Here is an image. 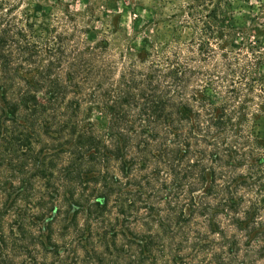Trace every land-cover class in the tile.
Returning a JSON list of instances; mask_svg holds the SVG:
<instances>
[{"label": "trees", "instance_id": "1", "mask_svg": "<svg viewBox=\"0 0 264 264\" xmlns=\"http://www.w3.org/2000/svg\"><path fill=\"white\" fill-rule=\"evenodd\" d=\"M34 9L0 0V264H264L258 46Z\"/></svg>", "mask_w": 264, "mask_h": 264}, {"label": "rangeland", "instance_id": "2", "mask_svg": "<svg viewBox=\"0 0 264 264\" xmlns=\"http://www.w3.org/2000/svg\"><path fill=\"white\" fill-rule=\"evenodd\" d=\"M38 14H57L68 5L88 14L93 30L112 29L118 55L200 37L206 16L219 20L229 46L257 45L264 56V0H27ZM94 34V33H93ZM92 38V34L86 36ZM261 132L264 135V122Z\"/></svg>", "mask_w": 264, "mask_h": 264}]
</instances>
